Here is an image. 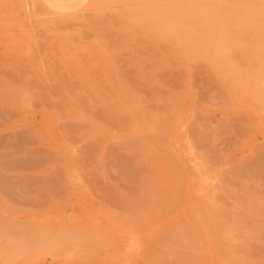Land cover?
I'll use <instances>...</instances> for the list:
<instances>
[{
    "label": "rangeland",
    "instance_id": "obj_1",
    "mask_svg": "<svg viewBox=\"0 0 264 264\" xmlns=\"http://www.w3.org/2000/svg\"><path fill=\"white\" fill-rule=\"evenodd\" d=\"M263 84L264 0H0V264H217L198 192L264 261Z\"/></svg>",
    "mask_w": 264,
    "mask_h": 264
},
{
    "label": "bare ground",
    "instance_id": "obj_2",
    "mask_svg": "<svg viewBox=\"0 0 264 264\" xmlns=\"http://www.w3.org/2000/svg\"><path fill=\"white\" fill-rule=\"evenodd\" d=\"M155 4V3H154ZM145 6V5H144ZM147 6V5H146ZM157 6V5H156ZM130 7V6H129ZM128 7V8H129ZM124 8V7H123ZM127 8V7H126ZM120 9H122V8H120ZM131 9V8H130ZM129 12H130V10H129ZM64 20V22L65 23H67V19L65 20V18L63 19ZM45 24V23H44ZM69 24V23H68ZM58 25V24H57ZM249 83V82H248ZM264 85V84H263ZM131 100H132V98H131ZM242 176H245V175H242ZM246 178H248V177H246ZM220 183V182H219ZM198 184V183H197ZM221 184V183H220ZM224 188V187H223ZM245 188V187H244ZM249 188V187H248ZM176 189V188H175ZM218 189V191H219V188H217ZM225 189V188H224ZM224 189H223V191H224ZM215 190V189H214ZM221 190H222V188H220V191L218 192V193H220L221 192ZM230 189H227V193L228 192H236V191H232V190H230ZM250 190V189H249ZM176 191V190H175ZM204 191H206V190H204ZM217 191V190H216ZM248 190H247V188H245L244 189V192H247ZM255 190H253V191H251L252 193L254 192ZM225 191H224V193H226ZM251 192H248V193H251ZM175 193V192H174ZM210 193V192H209ZM212 193V192H211ZM248 193H245V198L247 199L248 198V200L249 201H251V200H253V199H250V198H252V197H247V195H250V194H248ZM176 194H177V192H176ZM191 194V193H190ZM192 194H194V193H192ZM238 193L236 192V195H237ZM257 194V193H256ZM168 195H170V194H168ZM178 195V194H177ZM196 195H201L202 197H204L205 199H207V200H209V202H211L210 200H212L211 199V197H213V195H216V193L214 194L213 193V195L212 196H210L209 194V196H207V193H204V192H201V193H197ZM193 196V195H192ZM195 196V195H194ZM201 196H199V197H201ZM217 196V195H216ZM215 196V197H216ZM223 196H225V195H223ZM222 196V197H223ZM199 197H198V199H199ZM215 197L213 198V199H215ZM220 197V196H219ZM222 197L219 199V200H222ZM226 197V196H225ZM195 198V197H194ZM216 198H218V197H216ZM257 198H261L260 196H258L257 195ZM257 198H255L254 200H256ZM193 199V198H192ZM202 199V198H201ZM262 199V198H261ZM166 200V199H165ZM164 200V201H165ZM207 200H204L205 202L207 201ZM232 200H234L233 198H232ZM177 201V200H176ZM197 201V200H196ZM200 202H202V201H200ZM205 202L203 203L202 202V205H200V207H198V208H196L195 210H197L199 213L201 212V211H199L198 209H204V205H206V210H207V212L206 213H204V211H206L205 209L202 211L203 213H204V215H199V213H196L195 211H193V218L195 219L194 221H196V223L195 224H198V226H199V228L201 229V231L204 233V235H206L205 237H204V241H203V249L204 248H209L210 250H211V255H209V254H207L212 260V262H215V263H217V264H264V261H261V262H251V261H249L248 260V256H247V253H249L248 252V250H250L251 249V247H253L254 248V246L255 245H259L260 244V240L259 239H257L256 238V236H255V234H254V232L252 233V232H250V230H253V229H251L250 227H251V222H249V223H245V221L242 219L243 218V215L241 214V213H237V214H232V213H234V210L232 211V213L231 212H229L230 214H228V213H226L223 209H221L220 207H218L217 205H215V203H206L205 204ZM215 202H217V200H215ZM261 202V204H262V201L260 200L258 203H260ZM164 203V202H163ZM198 203V202H197ZM196 203V204H197ZM257 203V204H258ZM165 204V203H164ZM204 204V205H203ZM235 204H237V203H235ZM199 206V205H198ZM201 206H204V207H201ZM241 207H243L244 209H246L247 211H245V210H243V212L245 213L246 212V214H247V216H250L249 217V219H252V223L253 222H256V220H255V217L257 216V217H259V214L260 213H258V212H256V211H253L255 208L253 207V208H251V207H244L243 205H240ZM256 207V206H255ZM258 207V206H257ZM260 208V207H259ZM191 209V208H190ZM257 209V208H256ZM258 210V209H257ZM184 211V210H183ZM186 212V211H185ZM179 213H181V211L179 212ZM187 213V212H186ZM178 214V213H177ZM184 214V213H183ZM192 214V213H191ZM239 214V215H238ZM181 215H182V213H181ZM180 215H178L177 217L178 218H181V219H185L186 221H188V218L189 217H187V215H182V216H180ZM191 216V215H190ZM253 216V217H252ZM243 221H242V220ZM247 219H248V217H247ZM247 219H245V220H247ZM257 219V218H256ZM250 221V220H249ZM185 224V223H184ZM195 224H193V226H191L190 224H188L189 225V227H188V225H186L185 226V228H183L182 229V231L184 230L185 232H180V234H181V236H178L177 238L178 239H184L185 238V236H186V231H190V232H195V230H194V225ZM183 226V225H182ZM195 226H197V225H195ZM250 226V227H249ZM211 227H212V229H213V231L211 230ZM130 228V227H129ZM214 228H216V231H215V229ZM168 229V228H167ZM256 229H258L259 230V228H256ZM166 230V229H165ZM173 230H175V229H173ZM192 230V231H191ZM257 230V231H258ZM168 231V230H167ZM166 231V232H167ZM178 231H180V229L179 230H177V231H175L176 233H178ZM256 231V232H257ZM130 232H133V231H130ZM127 233H128V231H127ZM219 233V234H218ZM188 234H190V233H188ZM170 235V234H169ZM179 235V234H178ZM189 236V235H188ZM191 236V235H190ZM198 236V235H197ZM192 237V236H191ZM200 237V236H199ZM141 238V237H140ZM186 238H188V237H186ZM194 238V237H193ZM158 239V238H157ZM156 239V240H157ZM166 239H168V238H166ZM189 239V238H188ZM192 239V238H191ZM196 239V238H195ZM168 240H171V238L170 239H168ZM167 240V241H168ZM193 240L194 239H192V240H189V241H192L193 242ZM131 240L129 239V242H130ZM158 241H159V239H158ZM158 241H157V244H158ZM172 241H174V240H172ZM172 241H168V242H172ZM142 242V241H141ZM161 242V241H160ZM168 242H166V243H168ZM196 242V241H195ZM132 243V242H131ZM146 243H148V242H146ZM163 243V242H162ZM191 243V242H190ZM153 244V243H152ZM170 244V243H169ZM191 244H194V242L193 243H191ZM144 247H141V249H143V250H140L141 252H140V256H141V253L142 252H149V251H151V250H148V251H146L147 249H149V247L148 246H150V245H147V246H145L144 244H142ZM141 245V246H142ZM166 245V244H165ZM164 245V246H165ZM252 245V246H251ZM128 246V245H127ZM132 246V245H131ZM169 245H167V248H170V247H168ZM194 246V245H193ZM192 246V247H193ZM151 247V246H150ZM161 247V246H160ZM190 247V246H189ZM191 247V248H192ZM201 247V246H200ZM250 247V248H249ZM127 247L125 246L124 247V251H125V249H126ZM155 248V247H154ZM163 248V247H162ZM252 248V249H253ZM123 249V248H122ZM144 249H146V250H144ZM158 249V248H157ZM156 250V249H155ZM194 250V249H193ZM196 250V249H195ZM194 250V251H195ZM254 250V249H253ZM131 252L133 251L132 249L130 250ZM154 251V250H153ZM152 252V251H151ZM151 252H149V253H146L147 255L148 254H151L152 255V253ZM190 252V251H189ZM124 253L125 252H123V256H124ZM144 253H142V254H144ZM154 253V252H153ZM167 253H168V251H167ZM136 254H137V252H136ZM155 254V253H154ZM135 255V254H134ZM164 255V254H163ZM149 256V255H148ZM153 257L152 258H154V257H156V258H154L153 260L155 261L156 259H157V257H159V256H155V255H152ZM196 256H198V255H196ZM246 256H247V258H246ZM146 257V256H145ZM163 257H165V256H163ZM200 257V256H199ZM139 258H141V259H139L140 260V262H138V263H140V264H142V263H145V262H143L144 260L143 259H145L144 258V256H141V257H139ZM146 258H150V256L149 257H146ZM173 258V257H172ZM135 259V258H134ZM161 259V258H160ZM252 259V258H251ZM250 259V260H251ZM136 260V259H135ZM132 262H133V260H131ZM153 261V262H154ZM156 261H158V260H156ZM180 261V260H179ZM132 262H130V263H132ZM136 262V261H135ZM135 262L133 263V264H135ZM148 262H149V260H148ZM153 262H152V264H153ZM157 263V262H156ZM147 264V263H146Z\"/></svg>",
    "mask_w": 264,
    "mask_h": 264
},
{
    "label": "crops",
    "instance_id": "obj_3",
    "mask_svg": "<svg viewBox=\"0 0 264 264\" xmlns=\"http://www.w3.org/2000/svg\"><path fill=\"white\" fill-rule=\"evenodd\" d=\"M46 9L57 14H71L83 9L90 0H38Z\"/></svg>",
    "mask_w": 264,
    "mask_h": 264
}]
</instances>
